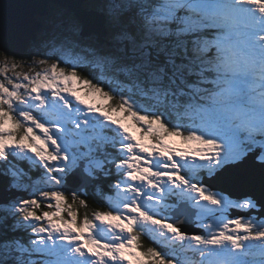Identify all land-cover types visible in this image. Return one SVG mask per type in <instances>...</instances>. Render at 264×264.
Wrapping results in <instances>:
<instances>
[{
  "label": "snow or ice",
  "instance_id": "1",
  "mask_svg": "<svg viewBox=\"0 0 264 264\" xmlns=\"http://www.w3.org/2000/svg\"><path fill=\"white\" fill-rule=\"evenodd\" d=\"M0 264H264V0L0 3Z\"/></svg>",
  "mask_w": 264,
  "mask_h": 264
},
{
  "label": "trees",
  "instance_id": "2",
  "mask_svg": "<svg viewBox=\"0 0 264 264\" xmlns=\"http://www.w3.org/2000/svg\"><path fill=\"white\" fill-rule=\"evenodd\" d=\"M89 209H88V212L89 214H91L92 210L93 209H96V210H102L103 209V206L100 205V204H96L91 197H89ZM84 212V209H80V213L81 215L83 214ZM146 246H147V243H146Z\"/></svg>",
  "mask_w": 264,
  "mask_h": 264
},
{
  "label": "water",
  "instance_id": "3",
  "mask_svg": "<svg viewBox=\"0 0 264 264\" xmlns=\"http://www.w3.org/2000/svg\"><path fill=\"white\" fill-rule=\"evenodd\" d=\"M9 0H0V3H8Z\"/></svg>",
  "mask_w": 264,
  "mask_h": 264
},
{
  "label": "rangeland",
  "instance_id": "4",
  "mask_svg": "<svg viewBox=\"0 0 264 264\" xmlns=\"http://www.w3.org/2000/svg\"><path fill=\"white\" fill-rule=\"evenodd\" d=\"M173 143L177 146H179V141H173Z\"/></svg>",
  "mask_w": 264,
  "mask_h": 264
}]
</instances>
